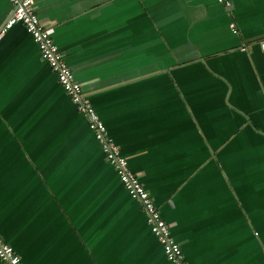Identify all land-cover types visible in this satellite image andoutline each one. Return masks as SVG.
<instances>
[{
	"label": "crops",
	"instance_id": "0c3cea01",
	"mask_svg": "<svg viewBox=\"0 0 264 264\" xmlns=\"http://www.w3.org/2000/svg\"><path fill=\"white\" fill-rule=\"evenodd\" d=\"M230 1L34 0L190 264H264V0ZM0 234L23 264H174L21 22L0 38Z\"/></svg>",
	"mask_w": 264,
	"mask_h": 264
},
{
	"label": "built area",
	"instance_id": "2783aa9c",
	"mask_svg": "<svg viewBox=\"0 0 264 264\" xmlns=\"http://www.w3.org/2000/svg\"><path fill=\"white\" fill-rule=\"evenodd\" d=\"M13 10L3 25L0 38L7 29L18 22L25 25L36 41L40 53L56 73L59 82L69 94L72 101L88 120L89 127L99 142L106 159L114 167L120 181L130 197L139 201L146 213L147 223L161 243L166 257L174 264H190L186 259L181 244L172 234L171 227L163 218L160 208L155 203L149 191L140 181L139 176L131 169L129 161L121 152L116 140L110 135L103 119L95 109L88 94L83 90L82 83L76 78L74 70L65 59L64 52L55 42L50 28L39 18L34 0H10ZM230 9V0H218ZM237 32L235 22L231 23ZM0 259L4 264H23L21 255L4 240L0 234Z\"/></svg>",
	"mask_w": 264,
	"mask_h": 264
},
{
	"label": "snow or ice",
	"instance_id": "6c2138e0",
	"mask_svg": "<svg viewBox=\"0 0 264 264\" xmlns=\"http://www.w3.org/2000/svg\"><path fill=\"white\" fill-rule=\"evenodd\" d=\"M3 31V27L2 26H0V32H2Z\"/></svg>",
	"mask_w": 264,
	"mask_h": 264
}]
</instances>
